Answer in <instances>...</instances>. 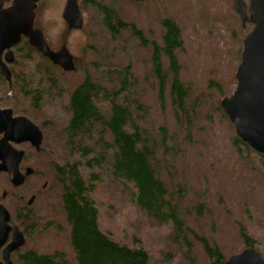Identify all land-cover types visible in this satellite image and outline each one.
<instances>
[{
	"label": "rangeland",
	"instance_id": "1",
	"mask_svg": "<svg viewBox=\"0 0 264 264\" xmlns=\"http://www.w3.org/2000/svg\"><path fill=\"white\" fill-rule=\"evenodd\" d=\"M91 1L113 7L122 21L141 31L144 40L127 28L112 36ZM76 2L81 28L68 29L62 17L66 0H39L34 21L51 49L66 45L75 59L74 70L63 73L61 67L32 49L25 57L28 46L22 41L17 45L18 58L10 66L12 90L0 74V108H11L14 115L27 117L44 134L39 154L27 144L15 145L25 150L22 164L31 165L36 173L16 188H11L6 174L0 173V203L13 217L31 195L27 189H41L45 180L52 183L51 190L38 191V197L29 203L30 231L25 244L12 253L13 264L27 249L61 252L76 264L62 202L74 163L88 189L86 196L98 210L100 229L119 243L142 247L149 255V264H214L198 237L215 245L226 260L248 247L243 233L254 240L251 247L264 259V162L259 153L233 146L235 132L219 104L235 89L242 40L252 24L241 25L233 0ZM165 17L174 20L181 31L183 47L176 55L187 98L182 105L186 113L172 101L171 79L159 93V79L152 69L151 42L161 43V20ZM162 61L167 69V60ZM87 73L103 88L96 101L103 120L108 119L113 102L125 107L129 101L135 106L141 103L142 109H134L136 123L147 140L155 141H151L155 147L152 164L179 203L181 229L176 231L171 223L150 217L134 202L132 186L113 177L110 150L104 146L112 137L108 128L95 123L92 133L83 137L67 132L71 114L64 110L69 107L70 93ZM124 80L127 87L119 97H113V90ZM85 147L89 151L83 156ZM89 159L99 164L92 161L94 166L88 168L84 163ZM55 165L64 171L56 172ZM91 173L96 180H88ZM3 190L9 192L5 200ZM20 221L15 219L16 224Z\"/></svg>",
	"mask_w": 264,
	"mask_h": 264
},
{
	"label": "trees",
	"instance_id": "2",
	"mask_svg": "<svg viewBox=\"0 0 264 264\" xmlns=\"http://www.w3.org/2000/svg\"><path fill=\"white\" fill-rule=\"evenodd\" d=\"M91 3L103 17V23L112 36H116L121 30L127 28L136 37L143 38L141 31L133 23L122 21L113 7L100 1H91ZM161 26L163 28L161 43L151 42L152 69L159 79L160 94L164 89L165 81L171 79L172 101L181 108L187 99L183 83L179 78L180 65L176 55V52L183 47L181 31L177 23L170 18H163ZM163 58L168 62L167 69L163 67ZM168 74H170L169 78H167ZM129 78L132 79L131 75ZM125 87H127L125 80L121 81L119 88L113 90L112 96L119 97ZM95 92L100 94L103 88L95 87L93 80L87 78L70 93V105L74 115L69 120L67 132L72 136L83 137L85 133H92L95 123L106 127L105 129L108 128L112 137L110 143H104V146L110 150L108 154L113 177L132 186L131 195L134 202L150 217L158 222L171 223L176 231L181 229L183 219L180 217L179 203L174 201L152 164L155 141L147 140L143 134L144 131L136 123L134 109H142L141 103H137V107L129 101V105L125 107L113 102L110 116L107 120H103L99 115V107L94 105L92 99ZM180 110H183V107ZM183 111L187 112L185 109ZM160 129L163 130L164 127ZM97 135H101L100 131ZM162 135L166 137V133ZM162 142L164 143V138ZM232 144L237 149L243 146L246 151L253 152L236 135L232 137ZM86 149V147L82 149L83 156L86 155L84 152L89 151ZM259 156L264 162V155L259 154ZM92 161L96 165L99 164L94 159L86 160L84 164L88 168L92 167L94 166ZM77 165L74 163L71 166L69 172L71 177L65 181L62 194L65 218L70 226L69 240L76 264H149V255L142 247H129L119 243L100 229L97 221L98 210L93 200L86 196L85 190L88 189L78 172ZM96 179L97 176L91 173L88 180ZM89 190H92L91 186ZM243 237L245 244L253 245L254 240L247 234L243 233ZM198 240L202 243L207 256L213 259L212 263L224 262L222 254L215 245H211L204 237H198ZM16 262L17 264H71L64 253H38L32 249L19 253Z\"/></svg>",
	"mask_w": 264,
	"mask_h": 264
},
{
	"label": "water",
	"instance_id": "3",
	"mask_svg": "<svg viewBox=\"0 0 264 264\" xmlns=\"http://www.w3.org/2000/svg\"><path fill=\"white\" fill-rule=\"evenodd\" d=\"M0 0V56L8 49L7 55H13L10 48L16 45L21 36L47 57L53 64L65 71L75 69L71 53L65 44L52 50L46 42L40 28H34L35 7L39 0H13L4 8ZM77 0H66L62 13L68 29L81 28L82 16ZM232 7L238 14L241 25L252 24L242 40L240 61L235 71L236 86L229 96L220 99V107L231 123L235 135L255 152L264 155V0H233ZM12 58H10V61ZM1 71L11 85V74L0 59ZM11 108H0V172H6L12 184L20 185L26 173L19 171V162L23 151L14 148L10 142L30 141L39 147L41 129L25 116H13ZM29 199L28 203H31ZM9 213L0 204V264H13L11 253L24 245L25 238L17 226L8 225ZM12 229L11 239L8 233ZM222 264H264V259L254 247L230 255Z\"/></svg>",
	"mask_w": 264,
	"mask_h": 264
},
{
	"label": "flooded vegetation",
	"instance_id": "4",
	"mask_svg": "<svg viewBox=\"0 0 264 264\" xmlns=\"http://www.w3.org/2000/svg\"><path fill=\"white\" fill-rule=\"evenodd\" d=\"M12 1L13 0H5L4 2H3V6L2 7H4V8H6V7H8V6H10L11 5V3H12ZM36 8V7H35ZM36 10V9H35ZM34 21H35V19H34ZM33 27L34 28H39V27H37L34 23H33ZM22 41H24L23 43H25L27 46H28V48H26L27 50H26V54H25V57L26 56H30V53H29V50L30 49H32V50H35V51H37L38 52V50H36L34 47H32L29 43H28V40H27V38L25 37V36H21V38H20V41L16 44V45H14V46H12V48H10V50L12 51V56L11 55H7V51H8V49H5L2 53H1V56H0V59H1V61L3 62V63H5L6 64V66H7V68L9 69V71H10V74H11V81H12V72H11V70H10V66L13 64V63H15L16 62V60H17V58H18V55H17V45L19 44V43H21ZM58 49V48H57ZM57 49H55V50H57ZM39 53V52H38ZM10 58H12V60L10 61ZM46 58V57H45ZM47 59V58H46ZM72 59H73V62H74V64H75V59H74V57H73V55H72ZM48 60V59H47ZM49 61V60H48ZM50 62V61H49ZM54 65V64H53ZM55 67H58V66H56V65H54ZM76 66V65H75ZM62 69V68H61ZM63 70V69H62ZM64 72L63 73H67V72H71V71H65V70H63ZM0 74L4 77V79H5V81H7V83H8V89L9 90H12L13 88V86H12V84L10 85V83H9V81L5 78V76H4V74L2 73V71H1V67H0ZM49 77V76H48ZM50 78V77H49ZM87 78H89V79H91V80H93V83H94V86L95 87H100V88H102L101 87V85H100V83L96 80V79H94V77H90V75L87 73L85 76H84V78L82 79V81L80 82V83H82L84 80H86ZM79 83V84H80ZM78 84V85H79ZM77 87V86H76ZM75 87V88H76ZM105 94H107V92L105 93ZM100 95H101V92H100V94H97L96 92L93 94V97H92V99H93V101H94V105H96L97 106V103H96V101H97V98H98V96L100 97ZM105 96V95H104ZM68 102H69V107H67V109L66 110H64V112L65 113H68V111H70L69 113L71 114V118L73 117V110H72V108H71V105H70V97H69V100H68ZM112 106V105H111ZM111 106H110V108H109V116H110V112H111ZM98 107V106H97ZM100 110V109H99ZM13 111V110H12ZM12 115L13 116H18V115H14L13 113H12ZM99 115L101 116V113H100V111H99ZM109 116H107V118L109 117ZM42 131V130H41ZM3 136V133H0V138ZM41 136H42V139H41V143H40V145H39V147H36V146H34V145H32V143L30 142V141H23V142H21V143H15V142H10L11 143V145L14 147V148H16V146L15 145H22V144H27L32 150H33V153H37V154H39V153H41V144L43 143V138H44V134L43 133H41ZM17 149V148H16ZM20 150H22L24 153H23V156H22V159H21V161L19 162V166H18V168H19V171L22 173V174H25L26 173V169L27 168H30L32 171L28 174V175H25L24 176V180H23V182H22V184L23 183H25L26 181H28L29 179H30V177H32L36 172H35V170H34V168L31 166V165H28V164H26V162H25V164H22V161H24V156L26 155L25 154V150L24 149H20ZM54 168L56 169V172L57 171H64V170H60V168H59V166L58 165H55L54 166ZM62 169V168H61ZM0 173H4V174H6V176H7V182H8V184H9V186L11 187H14V188H16V187H19L20 185H22V184H20V185H14V184H12L11 183V181H10V179H9V175L6 173V172H0ZM11 187V188H12ZM52 189V183H51V181L50 180H45L44 182H43V184H41V189H38V188H34V187H32V188H30V189H27L26 191H28L29 190V192L30 191H32L31 192V195L29 196V198H28V200L26 201V203H25V205L24 206H22L21 207V209H18L17 211H16V213H15V215H13V217H12V215H11V213H10V211L7 209V207H6V205H4L3 203H0V204H2L6 209H7V211H8V213H9V220H8V225L10 226V227H12V226H17L18 227V229L22 232V234H23V236H24V238H25V240H26V236H27V233H28V231H30V229H28V231H27V227L28 228H30L31 226H30V222H28L27 220H31L30 219V217L32 216L31 214H30V211H29V203H28V201H29V199H32V202L38 197V195H39V193L40 192H38V191H43V190H46V189ZM9 195V192L7 191V190H3L2 191V194H1V197L3 198V200H5L6 198H7V196ZM19 196V199L20 200H23V194H19L18 195ZM18 218H21V220L22 221H20V222H17V224H16V222H15V219H18ZM30 223V224H28V223ZM21 223V224H20ZM24 223L26 224V225H24ZM11 236H12V229H10V231H9V233H8V240H10L11 239ZM18 251V250H17ZM12 253H14V252H12ZM12 253H11V255H12Z\"/></svg>",
	"mask_w": 264,
	"mask_h": 264
}]
</instances>
